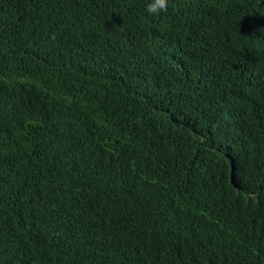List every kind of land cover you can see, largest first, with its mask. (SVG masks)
<instances>
[{
	"label": "trees",
	"instance_id": "1",
	"mask_svg": "<svg viewBox=\"0 0 264 264\" xmlns=\"http://www.w3.org/2000/svg\"><path fill=\"white\" fill-rule=\"evenodd\" d=\"M0 0V264H264V0Z\"/></svg>",
	"mask_w": 264,
	"mask_h": 264
},
{
	"label": "clouds",
	"instance_id": "2",
	"mask_svg": "<svg viewBox=\"0 0 264 264\" xmlns=\"http://www.w3.org/2000/svg\"><path fill=\"white\" fill-rule=\"evenodd\" d=\"M169 7V0H149L146 5V12L149 15L157 16L161 13L167 12Z\"/></svg>",
	"mask_w": 264,
	"mask_h": 264
}]
</instances>
